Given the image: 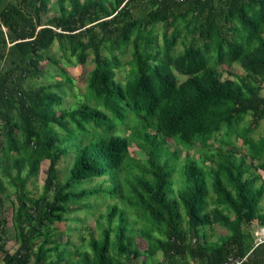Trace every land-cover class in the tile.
I'll list each match as a JSON object with an SVG mask.
<instances>
[{"label": "trees", "instance_id": "16d2710c", "mask_svg": "<svg viewBox=\"0 0 264 264\" xmlns=\"http://www.w3.org/2000/svg\"><path fill=\"white\" fill-rule=\"evenodd\" d=\"M53 1L57 12L41 20ZM111 1L0 0V173L15 196L10 221L18 244L13 254L5 250L0 183L4 264H61L65 233L54 224L75 211L68 203L98 194L119 199L143 219L147 252L128 235L125 210L113 204L104 215L108 226L98 238L91 234L88 251L72 253L79 264H125L126 253H161L156 264H224L245 255L243 264H264V244L252 249L244 230L253 220L264 227V181L252 172L264 174V133L252 137L264 120V96L256 89L264 86V0ZM54 44L65 64H93L78 107L62 108L63 82L69 88L74 79L57 60L50 62ZM128 46L130 68L120 80L119 54ZM235 63L244 76L229 70ZM52 70L63 82H37ZM175 73L186 79L178 83ZM72 139L79 143L61 183L59 161L69 153L62 144ZM168 139L203 155L201 163L188 158L180 168L176 197L169 195V162L178 153L166 148ZM129 143L146 159L129 156ZM44 161L35 198L27 184ZM101 178L109 180L105 190L74 191L78 182ZM209 198L214 207L205 212ZM216 225L227 235L209 244L205 230Z\"/></svg>", "mask_w": 264, "mask_h": 264}, {"label": "rangeland", "instance_id": "374dc122", "mask_svg": "<svg viewBox=\"0 0 264 264\" xmlns=\"http://www.w3.org/2000/svg\"><path fill=\"white\" fill-rule=\"evenodd\" d=\"M110 5L113 3L111 0ZM57 3L56 1L50 2L49 4V11L46 14H43L41 16V20L45 21L48 16H51L52 14L57 12ZM156 35L160 36V25H157L156 28ZM176 48L179 50L182 49L181 45H177ZM130 46H128L127 50L124 52V54H119V59L121 61L122 66L118 70L117 77L120 80H123L125 77V74L127 70L130 68L128 65V62L131 60L130 56ZM52 57L53 60H57L59 65L65 69L67 74L74 79L72 86L67 87V84L63 82V79L61 76H58L56 70H52L51 73H49L46 77L39 79L37 82L41 84H55V83H61L63 82V86H65V91L68 92L63 97V104L62 108H74L78 107L81 103H84V97L83 94L86 92V85H85V78L88 72L93 68V64L90 62L87 63V65H67L65 64L67 61V58H63L61 54L58 52L57 45L54 44L51 52L49 54ZM44 66H48L47 62L44 63ZM216 69L218 71H222V67L217 66ZM229 70L232 71V73L236 76H244L245 72L241 68V66L238 63L233 64ZM176 80L178 83L183 82L186 77L181 76L177 73H175ZM227 73H223V77H227ZM259 95L264 96V86L262 88H256ZM250 116H248L242 123L241 127H244L247 125V122L249 121ZM127 133V132H126ZM264 133V120L261 121V124L259 127L254 131L252 137L253 139L257 140L260 137H262ZM79 141L77 139H72L70 141H65L64 144H62V147L68 148V155L64 158H62L59 161L58 170H59V181L62 183L64 182L67 177L69 176V169L73 162V156L74 151L76 149V144H78ZM241 144L240 141L236 142V145L239 146ZM218 143L214 145V147H218ZM166 148L170 152H176L178 155L175 158H170L169 165L173 169L171 178L173 180V186L171 188V191L169 193L170 197H176L179 188L181 187V177H180V168L184 165V162L188 158H195L201 163V160H203V155L201 153H195V150H190L187 153V150L179 147L176 145L173 141L170 139L167 140ZM214 151V150H213ZM212 151H207V153H211ZM3 154L0 152V156ZM128 155L132 156L133 158H136L139 161L145 160L146 155L143 151H140L138 148H136L135 145L132 143H129L128 147ZM165 158H162L161 160H164ZM10 162V163H9ZM249 162V160H248ZM11 159L7 162V165L9 166V169L14 175L16 173V169L11 164ZM256 165V162H253V166ZM46 166L47 161L42 162V164L39 166L38 172L35 176L31 177V179L28 181L27 187L30 192V195L32 197L37 198L41 193L43 189V183L44 178L46 174ZM28 172V165L26 163L23 164V175H26ZM252 172L254 175L259 174L262 176V181H264V174L261 171H257L254 168L252 169ZM0 183L3 187V197L5 200V206H6V217L8 220L7 227L5 228L4 233V239H5V250L9 254H13L15 250L17 249L18 244L15 241V231L10 221V215L12 213V209L15 204V196L13 193V189L8 185L7 179L3 178L0 173ZM82 184V185H81ZM109 180L107 178H101V179H93L88 181H81L75 184L74 191H80L82 188L88 189V188H101L103 190L107 189L109 187ZM261 181H258L256 185H260ZM81 185V187H79ZM209 196H212L211 192L209 193ZM117 204L120 208L124 209L126 212V217L128 221V235L134 236L136 238V244L138 246V249L142 252H147V240L141 235L140 229L144 226L143 219L139 218L136 212L131 209L130 207L126 206L122 201H120L117 198L111 199L109 197H106L104 194L102 195H96L93 197L88 198L85 201H82L80 203H68L66 205L67 209H75L74 212L68 211L65 215V221L62 223H55L54 227L58 229L59 231H62L65 233V237L62 240V248L65 249V253L62 255L61 264H79L78 260L73 257V252L76 248H79L81 251H88L87 243L88 240L91 237V234L93 237L98 238L100 235V232L106 228L108 225L105 221L104 215L108 212V209L111 205ZM260 206L263 208L264 211V197L260 203ZM214 205L211 202V199H207V205L205 208V212H208L211 208H213ZM116 221V218L114 219ZM184 227V223H183ZM185 228V227H184ZM262 228L261 225H259L257 220H253L244 230L248 234L247 241L248 243L254 241L255 235L259 232V229ZM205 232L207 233V241L209 244H216L218 240L227 235V231L219 226L216 225L213 228H206ZM203 231H201L200 235L202 236ZM192 241V238H191ZM253 245V244H252ZM126 256L131 259L130 262H125V264H156L162 259L161 253H156L153 256H145L141 255L137 258H131V255L126 253ZM4 253L0 252V264H4L3 261ZM32 263V262H31Z\"/></svg>", "mask_w": 264, "mask_h": 264}, {"label": "built area", "instance_id": "2783aa9c", "mask_svg": "<svg viewBox=\"0 0 264 264\" xmlns=\"http://www.w3.org/2000/svg\"><path fill=\"white\" fill-rule=\"evenodd\" d=\"M264 244V227L259 229V232L255 235V239L253 241L252 249ZM251 249V251H252ZM247 260V255H245L243 258L240 257H233L230 256L228 259L224 262V264H243Z\"/></svg>", "mask_w": 264, "mask_h": 264}]
</instances>
